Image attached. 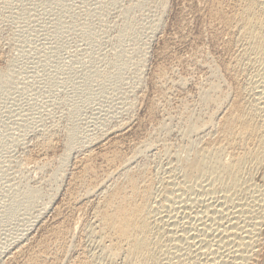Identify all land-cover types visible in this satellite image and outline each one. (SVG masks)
Wrapping results in <instances>:
<instances>
[{
    "label": "rangeland",
    "instance_id": "obj_1",
    "mask_svg": "<svg viewBox=\"0 0 264 264\" xmlns=\"http://www.w3.org/2000/svg\"><path fill=\"white\" fill-rule=\"evenodd\" d=\"M233 2L0 0V264H24L55 229L67 236L66 253L43 264H76L82 254L91 264H109L94 232L93 208L125 172L100 193L69 204L79 165L95 151L90 164L104 178L105 158L137 153L128 172L146 173L159 185L189 157V147L215 137L218 119L251 73L243 65L238 74L228 69L240 52L223 19L232 15ZM222 97L225 107L216 105ZM211 116L215 129L190 130ZM121 125L128 129L115 133ZM88 138L98 140L90 146ZM143 142L150 144L139 148ZM206 195L205 204L220 198ZM188 204L175 216L195 223ZM262 239L259 254L264 233Z\"/></svg>",
    "mask_w": 264,
    "mask_h": 264
},
{
    "label": "bare ground",
    "instance_id": "obj_2",
    "mask_svg": "<svg viewBox=\"0 0 264 264\" xmlns=\"http://www.w3.org/2000/svg\"><path fill=\"white\" fill-rule=\"evenodd\" d=\"M233 1L232 15L223 16V19L229 34L237 39L240 52L235 53L237 61L228 69L238 74L240 70L237 66L243 65L249 67L251 73L248 71L250 80L246 79L244 90L236 92L232 105L227 106L229 108L227 111L225 109V114L218 119V126L214 124L217 121L215 116L189 126L192 132H201L207 128H211V131L216 125L215 137L201 143L198 149L197 146L189 147V157L185 160L176 158L181 165L178 164V168L171 166L169 177H160L159 185L155 177L144 172L140 176L128 172V165L132 164L137 153L124 159L115 156L105 158L107 162L103 161L107 163V168L103 170L104 178L98 176L99 170H94L90 164L92 152L95 151H87V159H83L85 161L79 165L80 171L73 179L74 189L69 204H78L83 198L100 193L99 189L110 178L127 172L123 174L124 177L121 175L123 179L115 183L116 186L111 183L115 187L110 189L103 202L101 200L97 206L94 204L93 208L94 232L102 244L101 255L109 260V264L118 260L121 264H256L258 257L264 254H259L264 233V0ZM214 90L216 92V88ZM210 96L206 98L210 100ZM217 102L216 105L225 107L226 97ZM127 125H121L114 130L115 133L124 132ZM97 140L89 139L87 143L91 146ZM74 144V138L68 139L66 150L73 151ZM148 144L139 145V148ZM139 151L141 153L143 149L136 152ZM63 158L66 162L68 153ZM206 194L212 199L220 198L212 202L205 200L206 203L210 202L205 204L201 197ZM189 201L191 204L188 205L192 206L189 210H194L193 217L196 215L197 219L195 223L193 218L182 223L175 214L182 202ZM199 206L201 210L197 208ZM29 230H22V233L27 234ZM53 232L54 238L42 242L38 250H31L24 264H43L48 258L55 262L59 260L58 254L67 249V236L62 230L55 229ZM81 257L76 264L95 263Z\"/></svg>",
    "mask_w": 264,
    "mask_h": 264
}]
</instances>
